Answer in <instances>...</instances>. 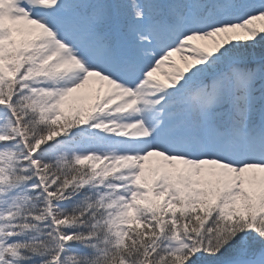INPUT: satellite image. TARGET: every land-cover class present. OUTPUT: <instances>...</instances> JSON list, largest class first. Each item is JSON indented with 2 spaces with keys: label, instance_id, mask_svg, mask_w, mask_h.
<instances>
[{
  "label": "snow or ice",
  "instance_id": "1",
  "mask_svg": "<svg viewBox=\"0 0 264 264\" xmlns=\"http://www.w3.org/2000/svg\"><path fill=\"white\" fill-rule=\"evenodd\" d=\"M0 264H264V0H0Z\"/></svg>",
  "mask_w": 264,
  "mask_h": 264
},
{
  "label": "rangeland",
  "instance_id": "2",
  "mask_svg": "<svg viewBox=\"0 0 264 264\" xmlns=\"http://www.w3.org/2000/svg\"><path fill=\"white\" fill-rule=\"evenodd\" d=\"M173 60L175 61L176 64H179L181 66L183 65V61L180 58V54H174L173 55ZM162 67H164V69L167 70L169 66L168 65H164ZM155 75L158 78H161V79L163 78V74L161 72H157Z\"/></svg>",
  "mask_w": 264,
  "mask_h": 264
}]
</instances>
